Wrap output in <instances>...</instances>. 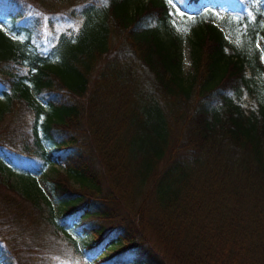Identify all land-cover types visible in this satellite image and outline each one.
<instances>
[{
  "label": "trees",
  "instance_id": "trees-1",
  "mask_svg": "<svg viewBox=\"0 0 264 264\" xmlns=\"http://www.w3.org/2000/svg\"><path fill=\"white\" fill-rule=\"evenodd\" d=\"M184 1L195 13L162 0H0V155L25 184L64 167L53 199L8 182L32 209L0 191V264H54L20 237L42 220L80 264H264L263 0ZM213 6L225 25L239 14L245 46L205 21Z\"/></svg>",
  "mask_w": 264,
  "mask_h": 264
},
{
  "label": "rangeland",
  "instance_id": "rangeland-1",
  "mask_svg": "<svg viewBox=\"0 0 264 264\" xmlns=\"http://www.w3.org/2000/svg\"><path fill=\"white\" fill-rule=\"evenodd\" d=\"M140 3L145 2L146 0H138ZM169 2L174 5L178 12H187L188 14L195 13L196 10L192 5L187 4L184 0H162ZM264 6V0H263ZM206 5L203 6L205 8ZM231 14V18L233 25H225L223 23V11L220 10L217 6H213L209 11L203 12V17L205 21L213 22L218 24L221 29L224 31L225 37L238 48H242L243 44L245 46L244 36L245 34V24L239 25L237 23L239 19V14L234 11H229ZM237 12V11H235ZM234 16H233V14ZM247 14L251 16V12L248 10ZM230 18V21H231ZM234 26V24H236ZM0 25H2V21L0 19ZM176 30L180 34V52H181V60H182V76L184 80H189L191 75L193 74V54H192V43H191V34H192V25L187 18H181L180 23L176 24ZM14 37L13 35H11ZM257 44H264V37L259 36L257 38ZM264 59V54H263ZM259 84H260V98L264 102V73L259 75ZM27 117L30 115H26ZM10 117V113L8 111L7 103L4 99L0 97V128L4 125ZM64 167L60 162H52L47 165L43 172L41 173H32L31 177L34 178V185H32V181L29 180L25 184L20 178V171L13 165L10 164L6 159H4L0 155V191L5 193H13L17 196L19 201L26 206L28 209H32V205L30 201L23 199L18 194L14 193L13 190L10 189L8 182L14 184L17 190L21 192L24 187L29 188V192L32 194H38L43 196L44 194H49L52 196V179L57 176V171H63ZM77 186V185H75ZM53 199V197H51ZM54 205L56 203L54 202ZM57 211V210H56ZM68 231L72 233L74 237L77 239L78 245L87 240V236L82 233L75 231L71 227H65ZM63 231H59L55 233L52 227L48 224L46 220H42L41 223H38L37 228L36 225L31 227V229L25 231L20 237L25 241L29 240H37V247L40 248V244L44 246V250L42 253L54 264H80L78 259L73 257V249L72 246L68 243V239L64 237Z\"/></svg>",
  "mask_w": 264,
  "mask_h": 264
}]
</instances>
